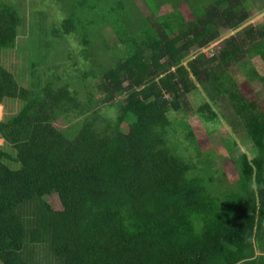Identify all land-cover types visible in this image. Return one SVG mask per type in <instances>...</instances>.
Masks as SVG:
<instances>
[{
    "label": "trees",
    "instance_id": "trees-1",
    "mask_svg": "<svg viewBox=\"0 0 264 264\" xmlns=\"http://www.w3.org/2000/svg\"><path fill=\"white\" fill-rule=\"evenodd\" d=\"M59 1L68 13L57 32L76 43L44 55L27 42L14 5L0 0V264H44L33 255L39 246L48 249L45 264H264V97L250 84L259 79L264 93V74L253 66L248 80L232 76L251 47L264 65V21L249 23L248 0H142L147 14L136 0ZM75 12L93 15L100 32L109 28L113 53ZM220 27L235 32L217 53L189 59L192 47L221 38ZM21 46L27 86L5 62ZM194 77L206 99L198 107L188 97L200 88ZM218 92L226 95L216 103ZM95 93L114 107L112 123L97 125ZM188 111L207 124L232 120L256 148L253 158L231 156V196L213 197L204 184L207 154L185 159L186 147L181 153L167 139L181 120L174 113ZM58 118L66 128L55 127ZM187 135L200 148L189 124ZM226 138L230 154L236 145ZM53 194L61 209L46 200Z\"/></svg>",
    "mask_w": 264,
    "mask_h": 264
},
{
    "label": "rangeland",
    "instance_id": "rangeland-1",
    "mask_svg": "<svg viewBox=\"0 0 264 264\" xmlns=\"http://www.w3.org/2000/svg\"><path fill=\"white\" fill-rule=\"evenodd\" d=\"M6 1H10V3L14 5L16 10L19 12V16L22 19V22L25 21V23H23L22 25L25 24V28L27 29L25 33L26 40L31 44V46H36L38 50H43L44 55H47V52L49 53V51L53 49L55 51L64 52L73 48V46H70V43L75 44L76 41L73 39L69 41L67 36H61L62 33L57 32L59 30V20L68 13L63 9L64 2H60L59 0ZM92 2L93 0H90V3ZM67 4L72 5L73 3L67 0ZM136 5L140 8L141 11L143 10L146 14L148 13V8L145 6L142 0H136ZM181 8L187 20H193L194 15L190 10L189 4L186 2L181 6ZM200 8L201 7L198 6L197 10H199ZM246 8L248 9V13L250 16L249 23L257 25L259 24V22L264 21V0H248ZM167 10L168 7L164 6L159 14L165 11L167 12ZM75 14L81 19V26L85 27L86 31H89V34L94 33V38H100V29L95 27L91 22L93 15L85 16L81 15V12H75ZM220 28L221 38L217 42L208 45L206 48L198 49L197 46L192 47L190 49L191 57H189V59L195 57L201 51L204 54L206 53L207 56H211L212 54L217 53V51L223 46L224 38L235 32L229 31L228 28ZM100 33H103L107 38L110 47H112L109 52L110 54L113 53V46L117 43L116 37L110 32L109 28ZM23 39L24 37L20 36V40L22 41ZM26 51L29 56L33 54L31 53V50ZM250 51L253 52L254 49L251 47ZM251 52L246 53L244 55V58H242L240 62L236 66H234V68H232V76H235V79H237L238 81H242L243 79L248 80L247 76L251 75V71L249 68L253 66L256 67V70L259 74H264V65L261 63L260 57L252 56V54H250ZM25 53L26 52L23 46L17 47L7 55V59L5 61L11 71L13 70L19 77L21 64L25 63L22 61ZM163 61L166 62L167 60ZM38 76L39 75L35 76V78L32 80V83H36L38 81ZM16 80L18 83L20 81L21 85L27 86V76L20 77L19 81L17 78ZM194 80L199 84L200 88H197L196 90L188 93V97L192 106L198 107L206 99L202 94L203 92L201 91V81L197 80L196 77H194ZM250 82L249 83L251 84L252 88L256 92H258L260 96L264 97L262 82L257 78L251 79ZM217 90L223 91L224 89L220 86L217 88ZM251 93L253 96L255 95V92ZM225 95L226 94L224 92H218L215 100L220 98L219 101H223ZM100 97L101 96L99 93H95L94 98L96 101H94V106L96 109L94 110V112L97 113L91 114L99 115L100 117L97 118V125L103 126L106 119H108V122L110 123L114 121L116 112L114 111L111 113L110 110L114 108L112 107V104H110L109 102L100 101ZM82 99H84L83 101L86 100V98ZM216 103H218V100L216 101ZM261 105L264 109V100H262ZM12 107L15 108L14 105H12ZM15 110L16 109H14V111ZM189 113L191 114L190 116H188L189 114H182L179 112L174 113V116L172 117L175 120L178 118L181 120H176L177 122L173 123V127L170 130L167 139H172V145L179 148V151L181 153L184 152L186 147L189 154H186V157H184L185 159L190 158L197 162L207 154L209 157H207L206 159L212 163L213 167L212 165L206 167V172H204V184L207 185V187L209 186L211 188L209 189V191L213 197L219 196L216 198H225L226 196H231L236 192L237 187V185H233V183H235V181L238 179V171L233 162L230 160L231 156L234 155V157H236L238 154L246 152L249 158H253L254 154H256L257 151L256 148L252 147V144L247 138L246 132H244L242 128H240V130H238L237 132L233 130V128L230 126L232 120L231 122H228V119H223V117L220 115V118L217 117L216 119L217 123L221 121L220 126H218L219 124L215 122H212L211 124L201 122L199 117L196 115V112L194 113V111H190ZM1 114L2 110H0V116ZM54 123L55 127L58 129L67 127V124L64 123L61 118H58ZM187 124H189L194 131L198 142L196 143L200 147L198 149L189 145V140L187 139ZM213 125L216 126L215 132L211 135L207 134L211 133L207 129L211 128ZM224 137H227L226 141L228 146L229 144L230 147L236 145L230 154L229 151L232 148H230L229 151L227 150V147L222 140ZM0 142H2L0 143V145H2L3 140H1ZM223 170L225 175H223ZM46 200L55 209H61V204L56 194L47 196ZM198 228L201 229L202 225L198 224ZM45 253H49L48 249L45 246H39L36 247L33 255L37 257L39 263L44 262L45 264L46 261L43 257ZM52 260L53 259H51V261Z\"/></svg>",
    "mask_w": 264,
    "mask_h": 264
},
{
    "label": "crops",
    "instance_id": "crops-1",
    "mask_svg": "<svg viewBox=\"0 0 264 264\" xmlns=\"http://www.w3.org/2000/svg\"><path fill=\"white\" fill-rule=\"evenodd\" d=\"M162 7H164V6H162ZM207 57V56H206ZM4 104H2V108L0 109V110H2V114H1V116H0V119L3 117V113H4ZM243 130V129H242ZM245 132V131H244ZM247 135V134H246ZM2 139H0V141H1ZM0 143H2V142H0Z\"/></svg>",
    "mask_w": 264,
    "mask_h": 264
},
{
    "label": "clouds",
    "instance_id": "clouds-1",
    "mask_svg": "<svg viewBox=\"0 0 264 264\" xmlns=\"http://www.w3.org/2000/svg\"><path fill=\"white\" fill-rule=\"evenodd\" d=\"M162 6H165V5H162ZM172 69H173V68H172ZM2 104H5V103L3 102ZM2 104L0 105L1 108H2ZM14 106H16V105H14Z\"/></svg>",
    "mask_w": 264,
    "mask_h": 264
}]
</instances>
